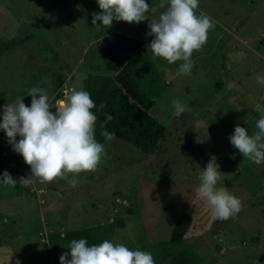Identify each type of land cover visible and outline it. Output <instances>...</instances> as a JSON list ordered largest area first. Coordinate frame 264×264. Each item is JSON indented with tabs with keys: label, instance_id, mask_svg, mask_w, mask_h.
<instances>
[{
	"label": "rangeland",
	"instance_id": "1",
	"mask_svg": "<svg viewBox=\"0 0 264 264\" xmlns=\"http://www.w3.org/2000/svg\"><path fill=\"white\" fill-rule=\"evenodd\" d=\"M146 2L157 9L150 18L165 10L161 0ZM96 9L99 14L98 3ZM201 13L215 27L193 52L189 75L179 72L183 61L153 58L149 21L114 20L104 28L93 26L74 0H0V123L5 104L22 99L31 106L33 87L45 89L50 102L79 90L87 74H105L99 53L124 34L145 46L137 58L144 70L140 86L152 100L149 114L165 127L151 154L113 137L102 143L95 171L29 186L19 179L30 167L0 134V166L17 180L16 187L0 183V264H60L51 259L54 239L114 217L125 227L115 230L113 244L166 263L159 243L183 213L191 219L183 242L192 252L190 264H264V163L243 158L229 140L237 125L253 134L256 106L264 107V85L256 81L264 76V0H199ZM174 101L189 110L174 116ZM213 156L224 174L217 187L242 201V210L224 221L195 193Z\"/></svg>",
	"mask_w": 264,
	"mask_h": 264
},
{
	"label": "clouds",
	"instance_id": "2",
	"mask_svg": "<svg viewBox=\"0 0 264 264\" xmlns=\"http://www.w3.org/2000/svg\"><path fill=\"white\" fill-rule=\"evenodd\" d=\"M101 10L92 13V25L100 21L104 28L112 22L123 21L139 24L149 21L148 35L153 36L148 51L153 58H161L168 64L183 61L179 67L182 74H191L194 51L200 50L208 39V32L215 27V21L206 14H196L199 0H161L159 7L165 9L158 18H150L155 13L146 0H97ZM167 5V7H166ZM257 83L264 85V76H256ZM31 106L22 99L3 107L2 129L8 138L12 150L23 157L31 174L19 179L24 186L36 182L47 184L57 178L67 179L68 174L90 173L96 170L104 154V145L95 139L97 117L92 109L96 108L89 92L72 89L63 99L55 101V111L50 110L49 96L45 89L33 87L29 90ZM105 105L101 104L100 109ZM174 116L179 117L189 110L179 101L173 102ZM260 118L256 121L253 134L247 128L237 125L229 137L231 145L239 153L256 165L264 163V107L256 106ZM110 114L105 115V123L111 121ZM106 139H112L113 133L102 132ZM17 137H20L17 142ZM235 159L233 155L230 157ZM216 157H211L199 176L196 197L211 210L213 218L224 221L234 217L242 210V201L231 194L226 187H217L221 176ZM0 183L16 187L17 180L5 171ZM75 187L78 183L75 175L68 179ZM70 253L60 256V264H155L153 255L147 251L130 250L123 244H113L104 240L99 245H88L86 239H72L67 245ZM70 255V259L68 258ZM16 264H20L19 261Z\"/></svg>",
	"mask_w": 264,
	"mask_h": 264
},
{
	"label": "trees",
	"instance_id": "3",
	"mask_svg": "<svg viewBox=\"0 0 264 264\" xmlns=\"http://www.w3.org/2000/svg\"><path fill=\"white\" fill-rule=\"evenodd\" d=\"M80 11L92 19L96 13L95 0H74ZM101 25L100 21H97ZM145 46L139 39L124 34H116L103 46L99 53V61L105 74H87L81 81V88L90 93L96 108L92 109L97 117L95 123V139L103 143L106 138L102 132L107 130L113 133L116 139L131 145L144 154H151L157 143L165 136V127L158 123L150 114L152 100L141 88L144 70L137 63V58L143 54ZM56 94L50 100L55 111V101L61 99ZM105 107L100 109V105ZM110 114L113 119L105 127V115ZM2 137L6 133L0 129ZM5 170L0 166V173ZM8 172V171H7ZM189 215L181 214L174 223L166 241L159 243L163 258L166 261L160 264H190L192 252L184 247V236L190 224ZM125 221L121 217H114L112 221L94 225L80 230H72L62 235L60 239L52 241L51 259L60 261V256L70 253L67 245L72 239H86L88 245H99L104 240L111 242L117 229H123ZM51 238V237H50ZM71 258L70 255L68 257Z\"/></svg>",
	"mask_w": 264,
	"mask_h": 264
},
{
	"label": "crops",
	"instance_id": "4",
	"mask_svg": "<svg viewBox=\"0 0 264 264\" xmlns=\"http://www.w3.org/2000/svg\"><path fill=\"white\" fill-rule=\"evenodd\" d=\"M6 139H8V138H6ZM6 170V169H5ZM9 172V171H8Z\"/></svg>",
	"mask_w": 264,
	"mask_h": 264
}]
</instances>
